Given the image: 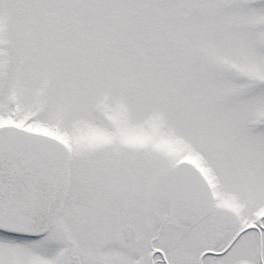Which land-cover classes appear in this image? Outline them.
I'll list each match as a JSON object with an SVG mask.
<instances>
[{
  "label": "snow or ice",
  "instance_id": "obj_1",
  "mask_svg": "<svg viewBox=\"0 0 264 264\" xmlns=\"http://www.w3.org/2000/svg\"><path fill=\"white\" fill-rule=\"evenodd\" d=\"M0 264H264V0H0Z\"/></svg>",
  "mask_w": 264,
  "mask_h": 264
}]
</instances>
